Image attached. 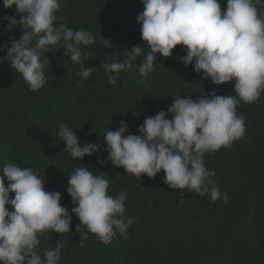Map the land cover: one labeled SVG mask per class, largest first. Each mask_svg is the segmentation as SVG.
<instances>
[{
    "label": "trees",
    "instance_id": "1",
    "mask_svg": "<svg viewBox=\"0 0 264 264\" xmlns=\"http://www.w3.org/2000/svg\"><path fill=\"white\" fill-rule=\"evenodd\" d=\"M218 3L221 12L226 11L227 0ZM59 5L54 26L86 30L96 38L94 45L80 46L82 58L87 56L85 67L96 68L81 87L76 86L82 79L79 66L60 45L45 54L50 60L44 69L48 79L38 91H31L7 60L0 63V167L14 163L40 173L45 190L60 192V204L72 216L68 233L38 234L36 250L42 259L45 250H54L60 242L65 247L59 264H264V92L257 101L241 100L236 107V114L245 118L242 138L204 154L205 167L216 173L214 183L228 194L226 202L223 197L212 202L208 194L169 188L163 171L155 178L143 175L139 182L108 160L104 131L116 130L125 121L126 132L138 135L147 116L164 110L171 119L167 109L177 98L195 101L215 94L239 100L234 82L215 85L202 70H194V61L185 66L178 61L186 55L182 45L170 57L158 53L155 70L142 77L139 66L150 50L137 22L144 11L142 0H59ZM256 7L264 13V0ZM5 16L19 21L23 14L15 6L6 9L0 0V18ZM7 25L0 19V44L10 45V36L19 40L23 34L20 24L11 31ZM137 45L142 55L130 68L113 73L115 86L108 84L103 65L123 62V51ZM5 56L0 49V58ZM61 123L72 129L81 147L94 143L99 150L73 159L58 136ZM83 166L109 180V195L127 193L124 215L134 218L127 239L115 230L112 240L104 243L89 232L84 246L79 243L81 222L71 211L76 205L67 188L72 172ZM14 195L10 193V199Z\"/></svg>",
    "mask_w": 264,
    "mask_h": 264
},
{
    "label": "clouds",
    "instance_id": "2",
    "mask_svg": "<svg viewBox=\"0 0 264 264\" xmlns=\"http://www.w3.org/2000/svg\"><path fill=\"white\" fill-rule=\"evenodd\" d=\"M260 0H227L226 11L221 12L218 0H142L144 11L137 17L141 25L143 42L150 50L144 54L139 74L146 77L153 72L157 54L167 58L177 45H182L186 55L178 57L185 66L193 64L197 73L203 71L215 85L234 82L232 95H207L193 101L177 98L154 116H147L138 128L139 134H128L126 122L120 121L116 130L104 131L105 151L108 160L140 182L143 175L155 178L161 171L172 189H188L199 196L209 195L212 202L221 197L228 200L214 183L215 171L204 165V154L229 147L245 133V118L236 114L242 100L253 103L264 92V13L256 4ZM3 6H15L23 14L17 21L14 16L0 19L8 21L11 31L22 26L19 40L10 36L11 44H0L10 67L19 73L31 91L40 90L47 83L45 66L50 60L45 55L60 45L64 55L79 66L77 87L88 80L96 68L85 67L87 56L82 58L81 45H94L95 36L86 30L54 26L59 0H3ZM142 55L139 45L123 51V62L105 63L109 73L107 83L115 86L116 76ZM59 138L66 144L64 152L73 159L82 160L99 149L94 143L80 146L78 137L61 123ZM9 182L5 185V179ZM67 192L74 205L72 213L80 220L77 231L79 243L84 246L88 233L95 234L108 243L118 230L127 239L128 228L134 218L125 216L127 193L108 194L109 180L95 175L89 167L76 168L68 180ZM10 193L14 198L10 199ZM60 192H48L44 178L31 168H21L14 163L0 167V264H59L63 243L57 242L54 250H45L43 259L36 250L38 234L51 230L68 233L72 216L60 204ZM183 199H181V204ZM11 205L14 211L6 206ZM87 232L82 231V227Z\"/></svg>",
    "mask_w": 264,
    "mask_h": 264
}]
</instances>
